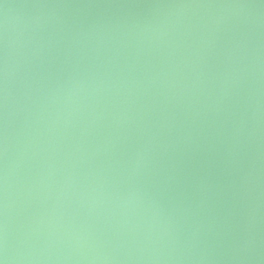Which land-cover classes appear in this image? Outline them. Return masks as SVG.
Returning a JSON list of instances; mask_svg holds the SVG:
<instances>
[{
  "label": "water",
  "instance_id": "95a60500",
  "mask_svg": "<svg viewBox=\"0 0 264 264\" xmlns=\"http://www.w3.org/2000/svg\"><path fill=\"white\" fill-rule=\"evenodd\" d=\"M0 264H264V0H0Z\"/></svg>",
  "mask_w": 264,
  "mask_h": 264
}]
</instances>
